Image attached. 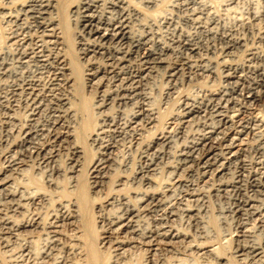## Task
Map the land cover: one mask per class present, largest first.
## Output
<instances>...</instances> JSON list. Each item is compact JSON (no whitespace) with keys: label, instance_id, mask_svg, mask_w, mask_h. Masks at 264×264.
<instances>
[{"label":"bare ground","instance_id":"6f19581e","mask_svg":"<svg viewBox=\"0 0 264 264\" xmlns=\"http://www.w3.org/2000/svg\"><path fill=\"white\" fill-rule=\"evenodd\" d=\"M1 1L10 26L8 45L0 43V243L11 252L8 262L117 264L144 251L146 264H264V67L257 65L264 64V3L231 19L206 0H175L154 19L131 0L79 1L64 20L75 25L90 86L103 89L96 104L82 101L87 117L98 115L92 122L75 102L62 3ZM157 2L144 0L146 7ZM246 36L262 49L249 48ZM242 49L247 59L236 62ZM159 67L173 92L184 77L223 84H202L181 97L178 112L148 140L144 134L160 119L149 86ZM20 108L29 111L24 119ZM82 129L100 149L92 193L108 185L111 206L96 210L102 232L96 245L88 242L97 231L85 226L80 193ZM120 140L141 163L131 179L113 182L131 166L114 156ZM64 148L68 164L51 167L49 189L35 188L41 172L32 163L48 166ZM163 170L169 180L159 183ZM212 198L220 205L215 219L229 225L221 233L210 224ZM230 243L232 252H223Z\"/></svg>","mask_w":264,"mask_h":264},{"label":"rangeland","instance_id":"374dc122","mask_svg":"<svg viewBox=\"0 0 264 264\" xmlns=\"http://www.w3.org/2000/svg\"><path fill=\"white\" fill-rule=\"evenodd\" d=\"M15 1H17L16 3L18 4L19 2H23L25 0H15ZM59 1H60V3H62L59 5L60 11H61L60 20L64 17L63 21L61 20L62 21V27H64L63 37H64V39H66V44H67V47L65 48L66 52H64V54H66L68 60L72 62V65H71L72 73H73L72 76L76 81L75 82L76 86L74 87L76 91L74 92V94H76L77 99L75 100V102H77L78 107L81 110V113L84 114L83 118L87 119V118H89V116L87 117L81 108L83 105L82 101L83 100L85 101L87 99V102H88V99H89V103L91 106L93 104H96L97 101L100 100V98H102L101 94H103L102 93L103 89L99 88L97 90V89H95V87L90 86V83L88 82V79H87L89 76L86 75L87 69L89 68L90 64H89V62L82 59V53L80 52L78 39L76 38L77 34H76V28L74 27L75 25L73 24V22H70V19H67L68 21L64 20V19H66V16H64V15L69 14V16H70V13H69L70 10L73 9L81 0H69V1L68 0H59ZM131 1L133 3L136 2L135 4L137 6H140V8L144 11V13H146L151 18L159 19L162 15L167 14L168 12L171 11V5L175 0H158L159 2H157V5H155V6L151 5V6H147V7L145 6L146 4L144 3V0L143 1L142 0H131ZM0 2H1L0 4H2L1 0H0ZM206 2L211 5L212 9H214L213 11L216 10V11H218V13L220 12V14H223V15L227 14L226 17L231 18V19L234 16H238V15L239 16L240 15L241 16L246 15V17H247V15H248L247 11H249L250 7H252V8L256 7L257 9H261L263 6V3H264L263 0H237L234 2L235 4L233 3L232 5L228 6L227 2H229V0H206ZM252 4L254 6H252ZM1 16H2V14L0 13V43L2 46H6V45H8V41H7V35L8 34L7 33H9L10 26L5 21L3 22V18H1ZM67 26H69V30L66 28ZM261 28H262L261 30L263 31L264 30L263 29L264 23L262 24ZM250 37L246 36V39L248 41V47L250 48L253 46L254 47L258 46L259 48H257V47L256 48L258 50H261L262 46L258 41L259 39L255 38V40H254ZM244 51H245V53H244ZM245 58L247 59V51L245 49H242V51L238 52V56L235 59H236V62H244L246 60ZM257 65L264 67V64H262V63L261 64L258 63ZM73 71H76V72H73ZM184 80H183L182 84H179L178 85L179 87L176 88L175 91L173 92V89H171L172 85L168 79L167 73L165 70H162L161 67L157 68V72H155L154 75L149 79V86L151 87V92L153 93L152 94L153 98L155 99L154 104H155V106H157V108L159 110V116H160L159 118L160 119H159V122L157 123V127L155 129H153L155 131L151 130L150 132H146L147 133V134L145 133L146 135L144 134L145 139L146 138L148 139L150 137L148 139V140H150L154 135H156L157 132H159L160 130H162L165 127L166 122L170 121L168 119H170L176 112H178V109H179L178 104L180 103V101L182 99L181 97H183L184 95H186L188 93L194 94V91L197 88V86H201L202 84L207 85V86H212L213 88L219 87L221 85L220 83L223 84V82L220 81V79L215 80L212 83L204 81L205 79L204 80L203 79H196L195 77H194V79H192L193 81L192 80L188 81L185 79V77H184ZM261 107H262V105H261ZM93 111H96V110L93 109ZM28 114H29V111H27L24 108H20L18 110V115L20 116L21 119L26 118ZM91 117L89 119L92 122L99 120L98 115H96L95 113H93L91 115ZM89 132H90L89 130L82 129V133L79 134L80 142L85 147L84 148V156L82 158V162L84 163L83 164L84 169H83V175L81 177V183L84 185V189H83V191H80V193H83L85 195V199L82 200V203H83V205L85 204L86 210L88 211V215L84 217L85 222H86L85 226L88 228V231H91L92 229H95L97 231V233L94 234L93 237H91V239L88 236V242L96 245L98 243V240L100 239L101 234H102L100 224L98 222L100 220V217L98 216V215H100V213H98V211H96V210H98V207H100L102 205V209H104L103 212L105 213L111 208V206L106 205V200L108 197V187H107L108 185H105L103 190L100 193H98L97 195L95 193H92V190H94V189H92L90 187V185H91L90 181L92 180V178H91L92 177L91 165H92V162L95 160V157L100 154V149L98 148V146H94V145L91 146L90 145L91 139L88 135ZM123 143H125V144H123ZM127 144L128 145L130 144L128 140H126V141L120 140L117 143V148L114 150L113 153H114V156L117 155L119 157V160L121 158H122V160H123V158H124V160L129 159L131 161L130 162L131 166L128 167L127 171H123V172L121 171L119 174L112 177L113 179L110 178V180H109V177L108 178L106 177V181L109 180L110 182H112V180H113V182H115L119 179L120 180H125L126 178L131 179V177H133V175H135L137 169L139 168V163H141V162H140V158H138L139 157L138 152L134 148H133L134 150H132L133 151L132 152L131 149H129L130 145L128 146ZM69 158H70V153L67 149L64 148L58 152V156L54 159L55 163L54 162L50 163L48 166L43 164L46 167H44L43 165L39 166L38 160H35L32 163V165L34 166L33 167L34 171H36V172L39 171V172H41V174L37 175V177L36 176L34 177L33 186H35V188H39V187L42 188L43 187V189H49L46 176L50 173L51 167L54 166L57 168V167H59L60 163H61L62 167H65L68 164ZM115 158H117V157H115ZM34 171H32V172H34ZM163 171H162L163 173L162 172L160 173L161 175H158L159 179L157 178V180L159 181V183H162V182L164 183V182H167L169 180V176H170V175H168L169 173L166 172L165 170H163ZM59 178H60V180L62 179V177H59ZM128 179H126V180H128ZM62 186H67V183H62ZM132 190L133 189H125L124 191L128 195H130V194L133 195V193L131 192ZM124 191H122V193H125ZM218 204H219V202L217 201L216 198L211 199V204H210L211 212H210V214H212L213 216L210 218V224L212 227H214L213 228L214 230L221 233V231H224L227 228H229V225H226L224 223L219 224L218 220L215 219L214 216L218 215V212H219L218 209H219L220 205H218ZM108 207H110V208H108ZM216 212H217V214H216ZM96 213H98V214H96ZM42 239L38 240L36 243L38 250L41 249L43 247V245L45 244V236ZM221 249L225 253H228L226 251H229V253H231L232 250L234 249V244L230 243L227 247H222ZM10 253L11 252H7L6 249L3 247V245L0 243V257H1L2 261H4L5 264H11L10 262H8ZM147 255L148 254H145L144 251H140V252L137 251L131 255H128L127 258L120 257L118 259L117 264H146ZM101 256L104 259V256H106V255L101 254Z\"/></svg>","mask_w":264,"mask_h":264}]
</instances>
